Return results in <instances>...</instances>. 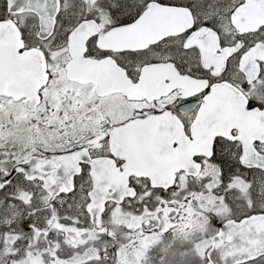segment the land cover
I'll return each instance as SVG.
<instances>
[{"label":"snow or ice","instance_id":"obj_1","mask_svg":"<svg viewBox=\"0 0 264 264\" xmlns=\"http://www.w3.org/2000/svg\"><path fill=\"white\" fill-rule=\"evenodd\" d=\"M0 264H264V0H0Z\"/></svg>","mask_w":264,"mask_h":264}]
</instances>
